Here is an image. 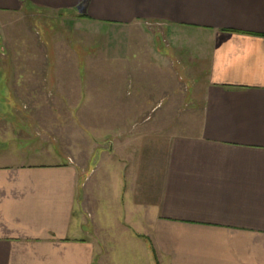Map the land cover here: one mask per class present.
<instances>
[{"label": "crops", "instance_id": "0c3cea01", "mask_svg": "<svg viewBox=\"0 0 264 264\" xmlns=\"http://www.w3.org/2000/svg\"><path fill=\"white\" fill-rule=\"evenodd\" d=\"M31 8L178 28L203 47L210 86L199 125L170 143L143 229L95 210L79 165L1 149L0 264H264V0H0V18Z\"/></svg>", "mask_w": 264, "mask_h": 264}, {"label": "rangeland", "instance_id": "374dc122", "mask_svg": "<svg viewBox=\"0 0 264 264\" xmlns=\"http://www.w3.org/2000/svg\"><path fill=\"white\" fill-rule=\"evenodd\" d=\"M192 37L162 22L111 27L32 8L0 18V150L79 165L95 210L143 229L172 139L194 132L207 103L208 61Z\"/></svg>", "mask_w": 264, "mask_h": 264}]
</instances>
